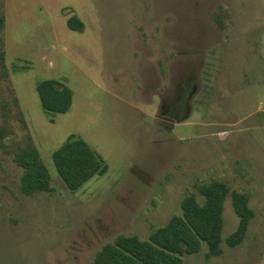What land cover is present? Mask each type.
I'll use <instances>...</instances> for the list:
<instances>
[{
	"label": "rangeland",
	"instance_id": "1",
	"mask_svg": "<svg viewBox=\"0 0 264 264\" xmlns=\"http://www.w3.org/2000/svg\"><path fill=\"white\" fill-rule=\"evenodd\" d=\"M0 264H92L120 236L147 240L198 188L225 185L220 254L264 259V0H0ZM78 18L83 30L67 20ZM72 92L43 111L36 85ZM82 138L107 166L70 192L52 154ZM29 137L50 192L24 195L15 149ZM253 213L243 241L231 196Z\"/></svg>",
	"mask_w": 264,
	"mask_h": 264
},
{
	"label": "trees",
	"instance_id": "2",
	"mask_svg": "<svg viewBox=\"0 0 264 264\" xmlns=\"http://www.w3.org/2000/svg\"><path fill=\"white\" fill-rule=\"evenodd\" d=\"M4 18L0 15V32ZM72 31H82L83 23L76 17L67 20ZM36 93L44 112L65 114L72 104V92L56 80H43L36 85ZM0 128V140L7 137ZM14 162L22 169L20 190L26 196L50 192L51 177L41 161L36 147L27 136L14 151ZM56 173L70 192L80 189L94 176H102L107 170L101 157L79 136L72 135L52 154ZM203 203L193 196L185 198L181 215L156 228L147 240L137 236H120L112 244L96 252L92 264H182L184 256L197 254L205 244L211 256L220 254L223 205L228 191L224 184L212 182L198 188ZM234 213L238 217L236 230L225 243L228 247L239 245L245 236L253 213L244 194L231 196Z\"/></svg>",
	"mask_w": 264,
	"mask_h": 264
},
{
	"label": "water",
	"instance_id": "3",
	"mask_svg": "<svg viewBox=\"0 0 264 264\" xmlns=\"http://www.w3.org/2000/svg\"><path fill=\"white\" fill-rule=\"evenodd\" d=\"M262 264H264V259H263V262H262Z\"/></svg>",
	"mask_w": 264,
	"mask_h": 264
}]
</instances>
